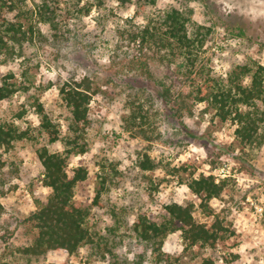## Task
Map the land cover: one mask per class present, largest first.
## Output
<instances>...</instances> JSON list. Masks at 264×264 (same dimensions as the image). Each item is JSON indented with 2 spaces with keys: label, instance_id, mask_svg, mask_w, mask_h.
<instances>
[{
  "label": "rangeland",
  "instance_id": "1",
  "mask_svg": "<svg viewBox=\"0 0 264 264\" xmlns=\"http://www.w3.org/2000/svg\"><path fill=\"white\" fill-rule=\"evenodd\" d=\"M60 1L66 13L62 24L73 31L68 39L53 40L48 27L34 21L47 42L26 43L7 58L0 54V85L12 75L9 81L18 87L12 97L0 102V122L25 133L9 149H0L5 161L0 184V264L113 261L104 249L102 256L89 244L74 255L49 251L32 260L17 250L34 240L36 231L24 220L50 194L42 183L36 150L43 145L54 152L65 148L61 140L50 143L48 136L38 134L35 101L64 136L70 111L60 88L84 77L93 81L96 91L89 104L88 150L70 156L68 171L79 166L87 169V178L75 189V202L90 209L92 232L107 237L120 259L132 261L135 253L143 251L131 231L138 214L160 220L165 205L193 203L195 220L207 227L220 221L227 229L225 237L214 248L185 249L180 231L171 233L162 251L172 260L179 257V264H199L210 257L213 264H264V142L260 146L240 143L235 122L220 121L206 102L191 104V113L183 112L179 120L172 116L173 103L185 99L184 68L179 62L166 67L118 34L144 23L135 16L133 5L105 1L98 8L94 0ZM35 2L27 0L29 7ZM179 4L191 8L193 21L205 27L196 69L224 76L248 59L264 66V0H157L152 12ZM166 90L169 102L162 96ZM130 102L142 108L144 122L131 124ZM145 157L156 165L154 169L140 168ZM200 175L225 183L221 196L209 202L212 214L199 207L200 200L187 187ZM143 264L158 263L148 252Z\"/></svg>",
  "mask_w": 264,
  "mask_h": 264
},
{
  "label": "trees",
  "instance_id": "2",
  "mask_svg": "<svg viewBox=\"0 0 264 264\" xmlns=\"http://www.w3.org/2000/svg\"><path fill=\"white\" fill-rule=\"evenodd\" d=\"M98 8L105 1L121 6H134L135 16H141L142 24L130 29L117 31L121 37L138 44L141 50L151 53L166 67L179 62L184 68L182 75L188 81L185 99L173 103L172 116L180 119L183 112L191 113L190 105L206 102L220 121L232 120L236 124L235 138L244 145H262L264 142V66L256 60L233 65L224 76L196 69L199 62L198 51L204 44L205 27L192 19V9L185 4L168 6L161 11L152 12L157 0H94ZM91 9H85L88 13ZM82 9H77L81 12ZM67 12V11H66ZM66 13L60 0H36L29 7L27 0H0V54L7 58L20 52L26 43L34 40L47 42L48 38L36 23L44 24L51 32L53 40H65L73 32L62 24ZM209 31V29L206 28ZM208 33V32H207ZM9 75L0 85V102L12 97L18 90L15 82H10ZM93 81L88 77L66 82L60 88V95L70 111V121L66 134L60 136L59 126L55 125L46 114L43 105L35 101L40 116L39 135L48 136L49 142L61 140L64 150L50 151L45 145L36 150L42 167V183L49 188L50 194L44 203L37 202L36 209L24 220L36 231L31 244L19 247L21 257L32 260L44 256L49 251L76 254L81 247L95 245L103 256L102 249L112 258L111 264H143L146 253L150 252L159 264H179V257L174 260L162 251L165 238L180 231L185 249L194 246L214 248L225 237L227 229L216 220L207 227L195 220V205H181L175 202L164 206L160 220H152L146 214H138L131 226L137 241L143 246L132 261L120 259L109 246L107 237L93 233L89 227L90 209L75 202L77 185L87 178V169L79 166L68 171L70 156L83 154L88 150L85 141L86 131L91 125L89 104L95 94ZM168 101V90L163 94ZM129 120L146 119L142 108L134 102L129 103ZM25 136L24 132L9 123L0 122V149H9L13 142ZM5 161L0 154V184L4 181ZM156 167L150 158L140 162L142 170ZM191 193L200 200L199 207L212 214L209 202L219 198L224 192L225 183L217 182L212 175H200L187 183ZM103 188V186H102ZM100 191L95 200L100 197ZM199 264H213L210 257L203 258Z\"/></svg>",
  "mask_w": 264,
  "mask_h": 264
}]
</instances>
